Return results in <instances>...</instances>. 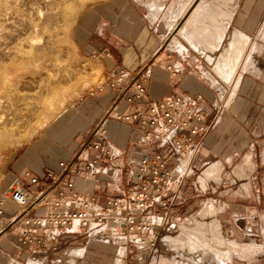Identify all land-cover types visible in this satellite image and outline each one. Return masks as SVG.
Listing matches in <instances>:
<instances>
[{
	"label": "rangeland",
	"instance_id": "rangeland-1",
	"mask_svg": "<svg viewBox=\"0 0 264 264\" xmlns=\"http://www.w3.org/2000/svg\"><path fill=\"white\" fill-rule=\"evenodd\" d=\"M103 2L107 0H0V194L18 182L12 169L26 148L38 144L47 131L54 134L63 111L98 92L99 63L79 51L71 27L81 11ZM189 4L177 27L168 29L166 43L172 44L171 38L183 43L181 50L197 59L206 81L213 102L205 120L206 146L200 147L184 196L168 225L159 230L155 245L130 254L137 253L142 264H197L195 257L204 250L190 247L204 236L210 249L201 264H213L211 255L225 264H264V0H190ZM190 13L198 17L197 29L190 27L178 35ZM216 26H224L221 45L218 42L209 59L204 51L212 48L207 49L204 36ZM233 32L249 38L228 79V69L216 68L222 59L231 62L234 57L225 51ZM196 37L203 38L198 42L192 39ZM196 178L206 186L203 192ZM207 206L213 208L210 215ZM214 221L220 226L212 225ZM226 243L234 245L229 252Z\"/></svg>",
	"mask_w": 264,
	"mask_h": 264
},
{
	"label": "built area",
	"instance_id": "built-area-1",
	"mask_svg": "<svg viewBox=\"0 0 264 264\" xmlns=\"http://www.w3.org/2000/svg\"><path fill=\"white\" fill-rule=\"evenodd\" d=\"M178 53L185 52L180 49ZM170 58L168 52L166 59ZM164 67L172 74L177 72L168 61ZM144 79L138 72L130 81L100 82L97 91L111 87L114 100L80 145L79 151L86 150L87 156L81 158L75 153L68 160H59L58 170H45L42 178L30 175L27 183L31 186H38L42 179L49 180L40 189H29L17 182L0 194V233L15 224L20 229V243L28 249L79 235L111 244L118 257L129 247L144 253L155 245L159 230L168 225L171 213L184 196V185L194 172L204 143L205 120L211 113L206 114L204 98L199 94L167 93L147 100ZM109 117L138 126L133 145L154 143L147 150L131 152L126 168L119 162L125 155L124 148L108 139L104 122ZM119 175L126 177L122 190L116 180ZM76 178L102 181L119 194L97 201L91 193L76 189ZM196 182L203 192L206 186L197 178ZM53 189L56 194L49 196ZM7 202L16 210L4 217ZM33 206L41 208V213L27 214ZM84 251L83 246L65 250L64 262L68 263L67 258L74 253L77 258L83 257Z\"/></svg>",
	"mask_w": 264,
	"mask_h": 264
},
{
	"label": "crops",
	"instance_id": "crops-1",
	"mask_svg": "<svg viewBox=\"0 0 264 264\" xmlns=\"http://www.w3.org/2000/svg\"><path fill=\"white\" fill-rule=\"evenodd\" d=\"M189 2L190 0H107L80 12L71 27V37L79 51L98 61L102 77L100 82L109 79L130 81L140 72L145 77L147 100L158 99L167 93H182L186 96L199 94L204 98L203 109L209 114L213 102L211 94L208 89L206 90L202 71L196 64L197 59L187 57L185 53H178L180 48L166 43L169 23L176 20L178 14L187 11V7L191 4ZM180 4L186 5L182 8ZM214 47L217 48L218 45ZM168 52L171 53L170 59H166ZM165 61L176 67L175 74L164 67ZM113 100L114 90L105 86L103 90L82 98L76 105L63 111L59 126L54 128L58 130L54 134L53 131H47L39 138L38 144L28 146L17 160L12 169L14 179L26 188L37 190L49 180L42 179L38 186H31L27 183L30 175L42 178L45 170L56 172L57 162L68 160L75 153L81 158L86 157V150L79 151L81 139L89 137L97 123L107 114ZM104 125L107 128L108 139L124 148L125 155L119 162L125 168L131 152L139 153L154 145L153 142L133 145L138 126L131 122L121 124L109 117ZM212 139V136L209 137L208 142L211 143ZM203 146H206L205 142ZM215 150H218L216 146ZM116 180L121 190L124 189L126 177L119 175ZM74 184L80 192L91 193L97 201L119 194L113 186L102 181L76 178ZM61 188L65 189L63 185ZM55 194V189L48 193L49 196ZM36 207H31L27 214L41 213V208ZM15 210V205L10 202L5 203L4 217H9ZM19 234L20 229L15 224L0 233V264H140V262L142 264L143 262L141 257H137V253L130 254L134 248L129 247L123 256L118 257L111 244L79 235L58 239L51 244L47 243L43 248L35 244L28 249L20 243ZM76 246L85 248L84 256L77 258L74 253L67 258L68 263L64 262L66 256L63 252Z\"/></svg>",
	"mask_w": 264,
	"mask_h": 264
},
{
	"label": "bare ground",
	"instance_id": "bare-ground-1",
	"mask_svg": "<svg viewBox=\"0 0 264 264\" xmlns=\"http://www.w3.org/2000/svg\"><path fill=\"white\" fill-rule=\"evenodd\" d=\"M181 1V0H180ZM220 2V1H219ZM181 3V2H180ZM185 3H186V1H185ZM199 3V2H198ZM181 5V7L183 8V6H185L184 4H180ZM208 7V6H207ZM181 8V9H182ZM188 8V7H187ZM194 8V7H193ZM199 8V7H198ZM200 10V9H199ZM202 10V9H201ZM217 10V9H216ZM219 10V9H218ZM180 11V10H179ZM209 11V10H208ZM211 11V10H210ZM220 11V10H219ZM198 12V11H197ZM186 13V12H185ZM184 12L183 13H181V14H178V18L176 19V20H174V21H172V22H170L169 24H170V28H176L177 27V23H178V19L179 18H181L184 14H185ZM195 13V12H194ZM194 13H190L191 15H189L187 18H185L186 20L184 21V22H182V24L178 27V29H177V34L179 35H182V33L184 32H187V30H188V28H193L194 27V29H195V27H196V29H197V25H199V24H197V19H198V17H196V14H194ZM199 13V12H198ZM214 14H215V12H213ZM212 13V14H213ZM200 14V13H199ZM218 14V13H217ZM201 15V14H200ZM216 15V14H215ZM228 16H229V14H227ZM203 16V15H202ZM211 16V15H210ZM214 16V15H213ZM209 17V16H208ZM220 17V16H219ZM218 16H217V18H219ZM202 18V17H201ZM210 18V17H209ZM213 18V17H212ZM217 18H216V21H217ZM221 18V17H220ZM225 18V17H224ZM175 19V18H174ZM170 20V19H169ZM206 20V19H205ZM182 21V20H181ZM200 21V20H199ZM198 21V22H199ZM208 21V20H207ZM201 22V21H200ZM206 23V22H205ZM199 27V26H198ZM224 27V26H223ZM223 27L221 26V27H219V26H216V28H215V30L213 29L211 32H208L207 33V36L205 37L204 36V40H205V45H207L206 47H207V49H208V46L209 47H212V49L211 50H208V51H204L201 47H200V44H199V46H197V47H199L200 49H202V51H204V52H206L205 53V55H206V58H209V59H212V57L214 56V54H215V48L216 47H214L215 45H218V42L222 39V34H223ZM200 28V27H199ZM212 28V27H211ZM202 30V29H201ZM195 31V30H194ZM216 31V32H215ZM234 31V30H233ZM205 31H203V33H204ZM183 33V34H184ZM189 34V33H188ZM194 34V33H193ZM206 34V33H205ZM191 35L192 34H190V37H191ZM198 35H199V33H198ZM244 35V34H243ZM203 36V35H202ZM183 37V36H182ZM230 37H232L231 38V40L229 41L228 40V46L226 47V49H225V51H226V53L229 55V54H232V55H234V57H233V59H232V61L230 62V61H228L227 62V59H228V57H227V59H222V61L218 64V67L216 68V70H217V72H221V70H223V68H226V69H228V75H227V78L229 79V78H231L232 77V75H233V73H234V71H235V69H236V67H237V62L240 60V58H241V55H242V53H243V47L245 46V45H247V42H248V38L249 37H247V36H242L241 35V33H238V32H233V34H232V36H230ZM200 40L201 38H203V37H196V38H192V39H196L197 41H198V39ZM171 39H173V43L175 44H177V46H178V48H180V49H184V47H185V45L183 44V43H181L180 41H178L177 39H175V38H171ZM191 39V40H192ZM187 40V39H186ZM190 40V39H189ZM202 40V39H201ZM171 41V40H170ZM196 41V43H198ZM193 42V41H192ZM221 42V41H220ZM172 43V44H173ZM194 44V46L195 45H198V44ZM201 43V42H200ZM203 43V42H202ZM192 44V45H193ZM226 44V43H225ZM252 44V43H251ZM221 45V44H220ZM196 47V46H195ZM203 47V46H202ZM205 48V47H204ZM199 50V49H198ZM197 51V50H196ZM200 52V51H199ZM224 54V53H223ZM227 55V56H228ZM226 56V55H225ZM225 56H223V58L225 57ZM226 58V57H225ZM230 58V57H229ZM246 59V58H245ZM217 60V59H216ZM253 60V59H252ZM229 62H230V64H229ZM220 65V66H219ZM246 65V64H245ZM4 72H5V70H4ZM224 72V71H223ZM226 72V71H225ZM224 72V73H225ZM224 73H223V75H224ZM243 73V72H242ZM222 75V74H221ZM220 75V76H221ZM225 77V76H224ZM226 78V77H225ZM6 80L7 79H9L8 77H6L5 78ZM236 85V84H235ZM241 140V139H240ZM248 160V159H247ZM245 162H246V160H245ZM217 165V164H216ZM209 169V168H208ZM210 172H212V171H208V173H210ZM204 173H205V171H204ZM212 174V173H211ZM205 175H206V173H205ZM212 176V175H211ZM214 205V204H213ZM211 206V205H210ZM210 206H207V214H209L210 213V211L213 209L212 207H210ZM216 209V208H215ZM213 211V210H212ZM210 215V214H209ZM192 224V223H191ZM209 224V223H208ZM212 225H214V226H216V227H218V226H220L217 222H213V223H211ZM215 227V228H216ZM210 229V228H209ZM211 230H212V228H211ZM210 230V231H211ZM201 232V231H200ZM213 232V231H212ZM215 233V232H214ZM213 233V234H214ZM192 234H194L193 232H192ZM191 234V235H192ZM203 234V233H202ZM212 234V235H213ZM191 235H190V237H191ZM209 235H210V233H209ZM209 235H207V236H209ZM206 236V235H205ZM214 236V235H213ZM202 237V236H201ZM201 237H199V238H201ZM204 237V236H203ZM202 237V238H203ZM195 238V237H194ZM200 239V240H198L197 238L194 240V242H193V245H195V246H193V247H190V249L191 250H193V251H201V249H202V251L203 252H201L200 254H198V255H196V259H195V261H197V264H201V262H202V260L204 259V257H206V255H204V253H207L209 250H208V246H209V244H207V242H208V240L204 237V239H206L207 240V242L204 240L203 241V239ZM216 239H217V241L219 242V243H223V244H225L224 242H225V239L222 237V236H219V235H216ZM215 239V240H216ZM188 241V240H187ZM196 242V243H195ZM201 242V243H200ZM201 245H200V244ZM197 244H199V246H197ZM232 243H228V245H227V243H226V250L228 251L229 250V248H231V246L233 245H231ZM189 246V245H188ZM234 246V245H233ZM237 246V245H236ZM208 247V248H207ZM184 248V247H183ZM213 248V247H212ZM234 248V247H233ZM181 249V248H180ZM210 249V248H209ZM235 249V248H234ZM241 249V248H240ZM240 249H238V250H240ZM208 250V251H207ZM218 250V249H217ZM216 250V251H217ZM231 250V249H230ZM237 250V249H236ZM249 250V249H248ZM188 251V250H187ZM212 251H214V249L212 250ZM211 251V252H212ZM215 251V252H216ZM220 251V250H219ZM222 251V250H221ZM226 251V252H227ZM250 251H252V249L250 250ZM186 252V251H185ZM229 252V251H228ZM232 252V251H231ZM235 252H237V251H235ZM234 252V253H235ZM196 253V252H195ZM213 253V252H212ZM238 253V252H237ZM214 254V253H213ZM251 254V253H250ZM254 254V253H253ZM218 255V254H217ZM222 255V254H221ZM232 255V254H231ZM211 257V260L213 261V264H225V262H223V261H218V260H216L215 258H216V255H215V258H213L212 257V255L210 256ZM209 256H208V258H210ZM84 259V258H83ZM208 260V259H207ZM210 260V261H211ZM164 261H165V259H164ZM163 261V262H164ZM83 262V261H82ZM81 262V263H82ZM84 263V262H83ZM227 264V263H226Z\"/></svg>",
	"mask_w": 264,
	"mask_h": 264
}]
</instances>
